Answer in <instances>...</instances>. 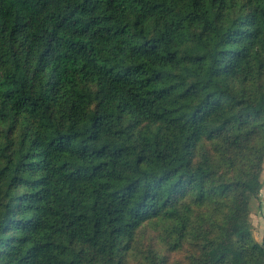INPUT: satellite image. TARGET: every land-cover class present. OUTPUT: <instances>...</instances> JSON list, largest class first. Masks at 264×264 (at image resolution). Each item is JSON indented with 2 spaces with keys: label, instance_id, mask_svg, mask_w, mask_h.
Returning <instances> with one entry per match:
<instances>
[{
  "label": "trees",
  "instance_id": "obj_1",
  "mask_svg": "<svg viewBox=\"0 0 264 264\" xmlns=\"http://www.w3.org/2000/svg\"><path fill=\"white\" fill-rule=\"evenodd\" d=\"M263 171L264 0H0V264H264Z\"/></svg>",
  "mask_w": 264,
  "mask_h": 264
},
{
  "label": "rangeland",
  "instance_id": "obj_2",
  "mask_svg": "<svg viewBox=\"0 0 264 264\" xmlns=\"http://www.w3.org/2000/svg\"><path fill=\"white\" fill-rule=\"evenodd\" d=\"M262 182L263 188L261 190V197L259 200H252L250 214V220L253 224V234L260 242H264V171L262 174ZM145 231H147V233L143 235L145 239L141 240L144 245V249L147 248L148 244L153 242L157 235L152 225H148ZM171 255V260L173 261L176 257V253Z\"/></svg>",
  "mask_w": 264,
  "mask_h": 264
}]
</instances>
